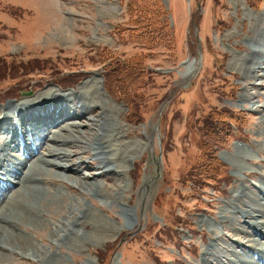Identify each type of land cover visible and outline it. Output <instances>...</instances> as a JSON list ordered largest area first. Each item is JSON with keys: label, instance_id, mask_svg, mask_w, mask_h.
Instances as JSON below:
<instances>
[{"label": "rangeland", "instance_id": "1", "mask_svg": "<svg viewBox=\"0 0 264 264\" xmlns=\"http://www.w3.org/2000/svg\"><path fill=\"white\" fill-rule=\"evenodd\" d=\"M161 1L163 25L155 17L149 35L166 38L148 46L145 37L133 34L128 0H0V58L14 65L12 71L10 65L0 70V108L33 103L44 93L82 92L94 108L74 110L76 105L71 112H89L76 121L107 122L103 136L110 146L121 148V155L130 151L129 157L105 167L112 173L102 168L101 176H97L101 161L91 158L93 147L78 166L74 164L79 159L73 156L71 167L77 171L40 174L59 185L29 184L28 190L40 196L64 194L60 210L54 206L59 212L42 216L39 208L44 207L36 201V211L27 213L35 220L10 226L8 232L0 228L5 241L10 235L24 240L12 244L19 247V254L1 256V264H213L219 261L205 252L211 243L235 249L229 242L237 237L235 230L244 218L239 213L232 221L236 212L228 211L223 223L221 211L241 191L256 194V184L264 180V150L259 149L264 144V0ZM110 63L121 65L125 92L116 82L108 88L105 71ZM128 63H133L131 68ZM24 66L36 69L24 72ZM64 76L71 80L68 87L60 88L50 79ZM113 86L128 97L111 94ZM27 110L35 111L24 109V113ZM227 113H235L238 123L223 120ZM57 120L65 123L63 117ZM25 124L38 148L50 147L44 137L53 129L36 119ZM221 127L228 133L218 140ZM2 133L0 141L6 136ZM100 134L102 129L96 127L84 134L85 140L95 141ZM21 146L10 150L13 160ZM214 149L220 172L204 183L197 170L210 165ZM72 150L85 151L81 145ZM236 152L247 156L234 159ZM154 157L159 159L157 180L151 195L142 200L141 187L154 167ZM84 175L96 183L94 192L82 193L77 180ZM8 194L10 201L13 193ZM22 195L25 198L11 202L17 209L20 202L27 210L31 204L24 191ZM109 196L116 197V203H104ZM4 202L0 197V207ZM83 209L88 210L85 223L76 222ZM64 214L79 229L73 236L66 234V239L64 232L52 234ZM189 224L190 232L183 229ZM215 228L220 237L214 236ZM42 247L49 255L35 256L36 248Z\"/></svg>", "mask_w": 264, "mask_h": 264}, {"label": "bare ground", "instance_id": "2", "mask_svg": "<svg viewBox=\"0 0 264 264\" xmlns=\"http://www.w3.org/2000/svg\"><path fill=\"white\" fill-rule=\"evenodd\" d=\"M256 78V80L259 79V77ZM68 95L62 93H47L45 95L44 93L35 102L33 101V103L31 101H25L16 105L12 104V106L10 104H7L4 107L0 108V134L2 133V130L5 125L11 124L15 126L8 130H4V133L6 134V136L4 135L5 139L3 141H0V197H4L5 199V202L0 207V228H4L7 232L8 230L10 231V226L18 225L21 227L22 223L27 225L29 224L28 222H32L36 219L27 214L29 209L31 210V212L36 211V209H34L36 208V201H41L42 206L44 207L39 208V214H41L42 216L51 211L53 213L59 212L61 206L60 200L64 194L61 193L62 196H59V193H53L52 195L46 193L44 196H40V193L36 194V190H28L30 188L28 186L29 184L32 186L38 185L39 187L43 185H46V187H53L54 184L55 186L59 185L57 182L55 183L54 181L56 180H53L51 177L39 176L40 174H46L49 176H60V172L62 174H70L74 171H77L71 167V161L73 160V156L75 155L76 158L79 159L76 160V163L74 164L78 166L81 164L80 159L82 158V155L86 154L88 149H90L91 147H93L94 150V156H91V158L94 157L95 159L100 160L102 165L97 168V170H99V174H97V176L103 175L105 169L107 172H111L110 169L105 167L118 164L119 160L122 157L130 155V151H126L124 152L125 154L121 155L123 153L120 151L121 148H117V146L111 147L108 139L106 140L104 138V132L108 129L106 127L107 122L98 123L97 121H99V119H87L82 123L78 122L82 119L87 118L86 116L89 112L87 110H84L83 112L76 114L77 111L71 112L74 107L77 105L74 110H77L78 107H87L85 109H89L90 111H92L91 109H93L94 106L93 108H91L90 102L84 97L82 92ZM253 98L255 99L256 95H253ZM67 99H70L71 102L70 105L67 104L69 106L65 105L67 102L63 103L64 101H67ZM24 109H32L35 111L29 112V110H27L24 113ZM16 117H19L22 120V122L20 121L22 123L20 127V132L18 127L16 126ZM60 117H63L65 123L58 122L57 119ZM35 119L40 120L41 123L48 126L47 129H53L50 131L51 135L47 136L48 138L44 137L45 140L48 141L45 142V144L50 145V147L44 146L38 148V142L33 141V136L31 137V128L29 129V127L26 126V124H24L23 122V120L25 121V123H27L28 121H32ZM76 119H78V121H76ZM96 127L102 129V134H100L95 141L89 142V140H85L84 134H86L89 130L94 131ZM17 130L18 135L16 132ZM73 133H75V136H77L75 139L72 138ZM62 134L65 135L62 136ZM29 140L31 141L30 143ZM23 141L25 142V144ZM78 145H81L82 149L85 150L81 154L76 153L74 152V150H72L75 146ZM20 146L22 149H24L25 156L20 153L17 155V159L13 160L11 158L12 154L10 150L15 149L16 147L19 150ZM259 149L263 151L264 144L263 147H259ZM68 153L71 154L68 155ZM236 153L237 154H234V156L232 154L234 159H237L241 156H247L243 152ZM6 158H10L11 161L9 162ZM94 158L92 160H95ZM97 162L99 163V161ZM152 162L154 167L153 169H151L150 172H148L149 174L144 178V182L141 187L140 194L142 200L146 198V196L151 195L152 189L157 180L156 173L159 170L157 167L159 159L154 157L152 159ZM242 168L239 167V169ZM80 169L82 170V168ZM58 181H61V179H59ZM77 181L80 187L82 188V193L84 194L94 192L92 188H96L97 186L96 183L91 181V177H88L86 175H84L82 178L80 177ZM10 191H12L13 197L9 201L8 192ZM23 191L29 199L28 203L31 204L29 205V208L27 210H23L21 208L23 207V205H21L20 202L18 205V209L11 202L17 200L21 196L22 198H25L22 195ZM254 191L258 195L249 194L248 192L241 191L236 196H232L233 201L228 203L226 207L221 211L220 220H222L223 223H226V212L229 211L231 213L236 212L235 215L233 214V216L230 217V220L232 221L236 218L237 214L241 213L238 216H240L242 221L244 218V224L241 223L242 226L237 229L235 228V235L237 237L232 238L229 242V244L235 249L230 250L228 248L227 243H223L219 246H216V243L214 242L210 244V246L205 252H209L213 256L214 260L219 261L218 263L213 264H264V180L262 183L256 184ZM115 199L109 196V198L103 202L106 204H113ZM74 203H76V201H74ZM76 205H78V203ZM54 206H57L59 210L54 209ZM68 207L71 209L73 207V204L70 203ZM87 211V209L81 210L79 212V216L77 217L76 222L81 221V223H85L84 219H87ZM202 222L204 223L203 220ZM1 223L5 224L1 226ZM68 224L70 225V227H72L73 222L69 219L68 214H64L63 219L53 225V236H57L59 232H64V238L66 239V234L67 236H73L76 232L79 231V229H74L72 227L71 231L74 232L71 233V231L67 227ZM132 224L133 223L129 225ZM213 230L215 231L214 236L220 237V232L218 231V229L215 228ZM240 235H244V239L246 241L241 240L243 237L241 238ZM4 236L5 232L0 234V257L2 256L4 257V259H9V255L13 256L15 254H19V247H16L12 244H17L18 246L19 244H23L24 240L23 242L21 241V239V242L16 241L10 235L8 236L9 241H5L3 239ZM59 245L60 241H57V246ZM237 248H239V250ZM43 249V247L42 249L36 248L35 256L37 254V256L47 257L49 253L48 251H45V249ZM21 254L28 255L26 252ZM1 263L3 262L0 261V264Z\"/></svg>", "mask_w": 264, "mask_h": 264}, {"label": "trees", "instance_id": "3", "mask_svg": "<svg viewBox=\"0 0 264 264\" xmlns=\"http://www.w3.org/2000/svg\"><path fill=\"white\" fill-rule=\"evenodd\" d=\"M253 4L256 2L254 0H252ZM259 3V2H257ZM256 4V3H255ZM127 9L128 11H130V14L132 15V21L131 24L134 28V35H140L142 37L146 38V42L148 43V46H151L152 44L155 43V41L157 42L158 40L161 41V38L165 35H161L160 37H158L157 39H152L149 35L150 33V28L152 26L153 23L157 22V20L155 19V17H159V21L162 23L163 25V13L160 11L161 9L163 10V6H162V1L161 0H157V1H148V0H128V4H127ZM150 12V14L148 16H145L142 13H147ZM152 14V16H151ZM166 20V18H165ZM164 20V24H166V21ZM146 21H152L151 25L149 26V24H146ZM3 60V61H2ZM36 64L39 63V61L35 62ZM133 63H128V67L131 68ZM10 65L11 67V71H12V66L14 67V65L8 63L5 59L0 58V70H7L8 66ZM17 65V64H16ZM31 69H36V66H24L23 67V71H29ZM121 73V65H114L113 67L110 65L108 66L107 70L105 71V80L106 83L108 82V88L109 86H111L114 82H116L117 84L120 83V88L123 92H125L126 90V83L123 79L119 78V74ZM79 77V75L77 76ZM64 78V79H63ZM60 83L67 86V83H70L71 80L69 79V76H64V77H60L58 78ZM63 79V80H62ZM79 79V78H78ZM107 87V86H106ZM122 91L120 90H116L115 86L110 87V93L111 94H117L118 92L123 94V97H128L127 95H125ZM235 115V113H231L230 114H226L223 120H234L233 116ZM133 117V116H130ZM235 117V116H234ZM132 119V118H131ZM232 120V122H233ZM234 123H238L237 121L234 120ZM205 126H206V122H205ZM228 130L225 132V129L223 127L218 128V132L216 133L218 135V138L216 139H221V136L223 135H227ZM206 151V150H205ZM218 152V149H214L210 155L211 158L208 159L207 156H205L203 159L204 160H209L210 161V165L209 164H204L203 166L199 167L197 170V175L200 176L201 178L205 179L203 182H209V181H213L217 178V176L219 175L220 172V163L218 160V157L216 156ZM205 154V153H204ZM207 155V154H206ZM182 219L178 216L177 221L180 222ZM170 238L173 236L172 234L169 233Z\"/></svg>", "mask_w": 264, "mask_h": 264}]
</instances>
